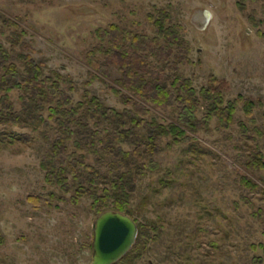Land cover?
Wrapping results in <instances>:
<instances>
[{"label": "rangeland", "instance_id": "374dc122", "mask_svg": "<svg viewBox=\"0 0 264 264\" xmlns=\"http://www.w3.org/2000/svg\"><path fill=\"white\" fill-rule=\"evenodd\" d=\"M165 15L170 19L162 27H179L189 46L185 55L173 45L168 56L165 40L153 44L156 22ZM94 50L138 52L148 80L163 74L172 90L175 79L190 80L196 96L216 76L229 85L222 107L236 102L226 123L208 120L209 104L202 102L198 131L188 132L190 140L177 144L162 136L159 154L144 151L140 164L146 169L126 212L150 238L116 264H264V167L257 163V158L264 162V0H0V78L11 64L24 73L21 57L30 55L44 77L62 76L61 90L73 106L97 97L120 113L132 110L119 90L150 110L109 122L80 111L76 118L86 116L89 127L102 133L99 139L125 119L143 135L152 123L177 122L176 105L158 108L125 91L117 66L109 74L93 68ZM96 59L104 62L106 56L99 52ZM28 92L0 90V97L8 95L20 112ZM50 106L56 107L37 112L43 118L35 119V127L0 125V264H90L92 259L98 212L89 196L77 197L73 172L80 175L84 161L99 171L95 183L86 176L87 185L98 194L110 188L115 175L110 143L97 139L87 145L72 133L66 150L55 153L56 139L70 132L65 116ZM133 116L146 125H136ZM13 135L33 140L11 144ZM122 147L130 153L134 148ZM61 166L67 179L49 182L48 173Z\"/></svg>", "mask_w": 264, "mask_h": 264}, {"label": "trees", "instance_id": "16d2710c", "mask_svg": "<svg viewBox=\"0 0 264 264\" xmlns=\"http://www.w3.org/2000/svg\"><path fill=\"white\" fill-rule=\"evenodd\" d=\"M170 17H164L163 21L156 22L157 36L152 40L156 46L161 44V40L166 41L165 47L168 50V56L172 54L171 47L173 45L178 46L182 55H185L189 46L185 40H182L177 28L171 27L165 30L162 25L166 21H169ZM139 38V37H137ZM141 39V38H140ZM139 39V40H140ZM101 52L106 56V61L101 62L96 59V55ZM170 53V54H169ZM93 57L90 59V64L93 68L101 70L105 68L107 74L111 71L113 66H117L123 74L121 86L125 91L134 95H140L146 102L153 103L158 108H165L169 105H176L178 109L177 122L170 123L169 125H161L152 123L148 127L146 135L141 134L135 129L134 124H130L127 127L126 119L121 123L116 122L114 126L108 130L103 139H99L102 133L93 131L88 124V118L90 115L97 118L101 117L108 121L112 118L119 120L121 117H131L135 113L138 117L148 115L149 109L140 102L134 100L133 97L123 94L119 90H116L118 96L124 103L132 106V110H127L124 113L116 111L114 108L107 107L102 100L97 97H86L85 102L79 103L73 106V101L70 96H66L62 92V76L55 74L56 79L51 76L44 77V70L40 63L35 61L30 55L21 57L24 59L25 71L22 73L19 71L16 64H11L5 69L4 77L0 78V90L12 91L15 88H23V91L28 90L31 93L30 98H23L24 107L20 112H17L14 108V104L8 95L0 97V125H13V126H34L35 119H42L41 114L37 112L45 110L46 105H56V107H49V110L56 115L65 116L70 133L68 135L59 136L54 143L53 151L56 153L57 149L66 150V143L74 133L77 139H82L88 144H95V141L99 139L100 143H110L107 147L109 154H113V162L111 166L112 172L115 173L114 179L110 182V188H105L102 194H98L97 190L92 188V185H87L86 176L91 179V182L95 183L99 176V171L92 165L81 162L83 170L80 175L75 174L78 181L74 185L76 195L89 196L93 200V207L98 212V215L105 210L114 209L122 212H126V207L130 204L131 193L134 191L136 183H138L141 177L144 175L146 166L140 164L145 157V152L150 154H159L161 147L157 141L160 137H172L174 143H183L190 140L189 133H196L198 131V123L196 112L200 108L202 102L208 103L207 119L210 120L213 117L218 118L221 123H226L232 120L235 113L236 102H230L227 107H222L224 103V91L229 89L228 82L225 80H219L216 76L210 77L207 87H203L200 96H196L195 90L191 87L190 80L180 81L175 79L173 86L175 90H172L163 83V74L157 78L147 79V64L143 61L142 56L135 51H111V50H94ZM1 65V64H0ZM163 71V70H162ZM2 70H0V74ZM21 76V77H19ZM17 77L18 79H16ZM21 78V79H19ZM27 99V100H26ZM247 102V101H246ZM246 108L251 107L249 102L246 103ZM40 107V108H39ZM61 107L64 110H60ZM70 107V108H65ZM39 108V109H38ZM85 110L86 116L83 118H76V115L80 111ZM251 111V109H250ZM88 113V114H87ZM137 116H133L132 122H136L138 126H145L146 121L141 119L137 120ZM73 119V120H72ZM33 121V122H32ZM32 122L30 125L29 123ZM45 122V121H42ZM154 126V127H152ZM64 135V136H63ZM13 139L9 140L11 144L16 141L30 143L32 137L30 135H13ZM89 140V141H88ZM123 145L133 146V150L127 152L123 149ZM261 161V163H260ZM155 165L154 161H151ZM258 164H263L261 159L257 158ZM68 174L66 168L61 166L57 173H48L47 179L51 183L58 181L62 182ZM83 176V178H82ZM30 199H33L32 197ZM128 214V213H127ZM150 238V231L146 228L139 227V235L134 247L139 246L143 240Z\"/></svg>", "mask_w": 264, "mask_h": 264}, {"label": "water", "instance_id": "95a60500", "mask_svg": "<svg viewBox=\"0 0 264 264\" xmlns=\"http://www.w3.org/2000/svg\"><path fill=\"white\" fill-rule=\"evenodd\" d=\"M139 226L129 214L108 209L93 223L92 259L90 264H116L136 244Z\"/></svg>", "mask_w": 264, "mask_h": 264}]
</instances>
